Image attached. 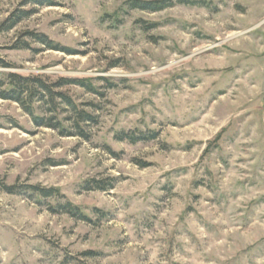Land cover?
<instances>
[{
    "label": "rangeland",
    "instance_id": "374dc122",
    "mask_svg": "<svg viewBox=\"0 0 264 264\" xmlns=\"http://www.w3.org/2000/svg\"><path fill=\"white\" fill-rule=\"evenodd\" d=\"M54 1L0 0V74L91 78L59 91L96 122L63 137L0 98V264H264V0Z\"/></svg>",
    "mask_w": 264,
    "mask_h": 264
},
{
    "label": "trees",
    "instance_id": "16d2710c",
    "mask_svg": "<svg viewBox=\"0 0 264 264\" xmlns=\"http://www.w3.org/2000/svg\"><path fill=\"white\" fill-rule=\"evenodd\" d=\"M37 5L41 6H54V0H31ZM181 3H195V0H179ZM131 7L146 12H158L162 11L171 5L172 0H133ZM22 16L18 13L12 14L11 17L5 22L4 26L6 29H11L19 23L24 17L32 15L33 11L26 12L22 11ZM27 35L34 39L36 42L41 43L47 50L59 51L68 55H73L75 52L70 47L62 46L54 40L50 39L45 34L28 32ZM20 46L23 49H29L30 45L23 43ZM0 66L3 68H11L10 64H7L0 58ZM2 80H0V98L12 102L18 103L24 111L32 118L33 122L38 127L50 128L59 133L63 137L80 136L87 137L86 125L89 122H96L95 116L82 108L81 105L77 104L73 98L59 89L67 86L78 85L90 93H99L98 89L93 83L91 78L73 80L67 78H61L58 83L52 85L46 82L41 77H27L24 78L20 74L15 72L1 73ZM105 81H109L107 78H103ZM46 105L48 111L52 114L51 117L46 118L44 115L38 113V111ZM66 106L70 108L72 113L71 128L65 124V120L60 117V107ZM75 131V132H73ZM126 135V139H130L133 142L138 141V136L135 134ZM142 139V138H141ZM88 183V182H87ZM92 183V182H91ZM94 184V182H93ZM93 189L106 190V187L102 183L92 186ZM30 190L37 194L39 197H53L60 191L58 189H45L38 186H31ZM59 207L66 213L73 217H79L80 219L87 220V216L83 214L80 209L73 205L70 201L65 204L55 206V211H58Z\"/></svg>",
    "mask_w": 264,
    "mask_h": 264
}]
</instances>
